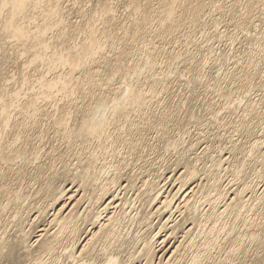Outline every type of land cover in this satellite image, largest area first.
Wrapping results in <instances>:
<instances>
[{
  "label": "bare ground",
  "instance_id": "obj_1",
  "mask_svg": "<svg viewBox=\"0 0 264 264\" xmlns=\"http://www.w3.org/2000/svg\"><path fill=\"white\" fill-rule=\"evenodd\" d=\"M60 1L7 0L8 4L15 6L0 8L5 33L1 36H5L6 43H20L23 47L22 54L18 55L21 58L26 55L24 69L28 68V63L35 68L30 75L23 73L26 76L19 87L14 86L0 96V264H248L253 248L257 249L255 253L258 255L255 256L261 255L259 257L264 259V223L256 224L255 227L262 229L256 228L253 232L245 227L241 231L237 229L238 223L248 226L254 222L245 214L251 210L249 207H253V200L264 205V186L259 182L251 185L254 179L249 183L241 181L251 169L253 159L264 166V133L259 134L264 129V30L261 31L264 28V0H159L158 4L155 2L158 7L153 0H140V4L138 0H127L129 6L123 0H106L102 10L97 2L100 8H96L101 10L98 17L94 15L93 18L90 10L89 16L93 19L87 20L89 32L85 27L79 29L80 17L74 22L65 17L64 5ZM3 2L0 0V4ZM123 2L126 11L136 2L139 5L136 4L135 11L130 12L137 15L136 19L132 17L135 32H129L133 33V40L127 33L129 30L124 29L121 31L127 34L122 37L123 42L136 43L141 37L145 40L133 50H129L126 42L122 48L116 49L114 57L123 54L126 63L122 64L123 57L124 60L120 58L118 62L116 58V64L111 63L115 70L108 65L113 70L108 73L100 70L101 63L110 62L111 56L106 53V48L109 51L116 45L108 42L112 32L105 29L110 20L117 23L121 19L122 22L120 15L119 19L115 13ZM154 6L157 10H153ZM37 12L45 14L46 19L43 17L42 22H37L41 17L40 14L36 16ZM208 13L209 28L204 26L208 23L203 20ZM216 13L221 19L228 14L231 17L229 22L244 34V43L247 42L244 50L236 52L233 57L230 54L234 59L232 63L225 60L222 50L214 47L216 39L230 32L219 31ZM214 18L217 25L212 24ZM148 20L158 21L160 30L148 26ZM186 24L191 28L188 36L191 40L187 39L193 43L194 53L191 51L188 57L189 52L184 56L185 51H178L176 60L172 57L175 63L182 62L188 71L184 99L197 97V88L205 86L201 88L205 93L212 92L215 101L206 108L209 109L206 116L211 114L208 118L197 114V107L188 111L185 129L181 122L186 117H182L179 110L182 106L178 109L177 105L179 112H153L156 113L155 122V117H150L152 114L148 117L145 113L157 102L156 84L160 83L165 90L173 74L154 80L150 84L156 85L153 92L151 89H136L132 82L140 72L136 73L133 70L136 63L133 62L135 65L132 66L130 62L137 58L136 62L149 67L158 63L155 56L158 49H155L153 38L161 37L165 32L169 35ZM56 25L54 33L52 29ZM195 28L202 29V35L206 34L207 38L202 36L205 40L202 37L200 40L199 35L196 37L193 34ZM191 33L195 39L191 38ZM84 34L89 40L86 41ZM200 53L204 57H198ZM212 60L221 62L219 67L216 62L219 72L216 75L206 73ZM98 64H101L99 69ZM66 66L69 67L67 72L64 71ZM108 66L107 71L110 70ZM119 67H123L126 74L131 73L132 78L128 75L131 79L125 76L127 80H123L118 78L119 75L114 78ZM61 68L64 72L58 71ZM77 69L81 72L80 78L73 75ZM257 75L261 82L255 83L253 80ZM14 77L6 81H16ZM78 82L85 94L96 90L95 87L100 91L94 92L92 97L89 95L91 99L87 101H79L74 96ZM28 84H34L29 96L22 90ZM36 86L39 89L36 90ZM255 90L261 91L257 98ZM23 94L28 97L20 102ZM213 104H219V107ZM194 123L207 129L212 125L227 139L217 141L218 133H213L219 143L217 154L210 155L209 145L201 150L202 156L195 153L194 148L200 140L192 148L181 142L187 132L192 131L190 127ZM153 125L156 138L162 137L164 146L160 147L157 142L148 148L161 158V164L156 168L149 165L151 169H147L148 163L140 164L136 169L135 163L141 161L143 155L135 150L139 144H145L140 130L150 126L153 130ZM179 125L184 130H175L177 135H171L175 132L173 127ZM49 128L56 140L71 144L67 145L69 150L65 149L55 158L62 164L60 169L54 170L53 167L52 173L49 169L55 161L52 159L54 154H51L56 147L46 148ZM150 128L146 132L151 131ZM228 149L229 155L224 152ZM58 150L56 153H60ZM44 155H51V158L47 157L48 161L44 162L41 160ZM136 155L137 160L133 159ZM9 156H12L11 161L5 160ZM254 173L257 177L262 171L254 166ZM228 174L233 183L230 180L225 182ZM240 182L243 185L239 186ZM230 214L245 217L231 219ZM136 225L138 229L135 231Z\"/></svg>",
  "mask_w": 264,
  "mask_h": 264
},
{
  "label": "rangeland",
  "instance_id": "obj_2",
  "mask_svg": "<svg viewBox=\"0 0 264 264\" xmlns=\"http://www.w3.org/2000/svg\"><path fill=\"white\" fill-rule=\"evenodd\" d=\"M49 1H51V0H49ZM63 1V0H62ZM62 1H60L61 3H63V12H64V14H65V17H67L71 22H74V21H77L78 19H82V17H83V19L81 20H78V21H81V25H79L80 27H79V29H81V27H85V29L86 30H88V28H86V26H87V24H88V26L87 27H89V23H87L90 19L92 20L93 18H94V15H96L97 17L100 15L99 13H100V11L102 10V5H106V0L104 1V0H70L71 1V3L69 2V0H64L63 2ZM79 1V2H78ZM109 1H111V0H109ZM108 0H107V2H109ZM122 1V0H121ZM123 1H126L127 2V0H123ZM139 1V3L138 4H140V0H138ZM154 2H153V4L155 3V2H157V4L159 3V0H153ZM97 2L101 5V10H97V8L99 7L100 8V5H98L97 4ZM102 2V3H101ZM48 3V2H47ZM95 3V4H94ZM73 4H75V5H73ZM96 4H97V6H96ZM123 4H125V5H123ZM127 4H128V2H127ZM136 4H137V2H136ZM135 4V5H136ZM136 5V6H139V5ZM157 4L155 3L154 5L156 6V7H158L157 6ZM230 4V3H229ZM71 5V6H70ZM84 5V6H83ZM122 5V6H121ZM121 5H119L118 7H119V9L117 8V12L115 13L116 15H117V17L119 18V16L118 15H120V17L122 18V22L119 20V22L117 21V23L116 22H112L113 20H110L111 22H109L110 24L111 23H113V24H111V25H109V23H107L108 25H106V31H108V32H110V30H111V34L112 35H110L109 33V38H108V42H111L115 47H111L112 48V50L111 49H109V51H108V49L106 48V53H108V54H110V62H109V60H108V62L110 63V64H108V62L107 61H103L101 64H103L102 65V67L100 68V66H101V64H98V69L100 68V70L101 71H105V72H110V71H113L112 70V68L115 70V66L113 65V64H111V63H114V64H116V62H118V59L119 60H121L120 58H122V60H124V62L122 63L123 65L126 63V58L124 57V55L123 54H119L118 56H115L114 57V53L116 52V49L118 50V49H120V48H122L123 46H124V43L126 42H123L124 41V38H123V40H122V37H124L125 36V34H127V33H129L130 32V30H131V32H135L134 30H132L133 29V27L135 28V22H134V24H133V21H132V17H135L134 19H136V14L135 13H133V14H131L130 12H131V10H133V11H135V9L137 8L135 5H134V7H128V9L127 10H129V11H126V9L125 8H127V6H126V3L125 2H123ZM122 8H121V7ZM124 6V7H123ZM128 6H129V4H128ZM154 6V9L153 10H157L156 9V7ZM78 7H80V8H78ZM85 9V10H83V8ZM96 9H95V8ZM136 7V8H135ZM141 7V6H140ZM205 7V6H204ZM135 8V9H134ZM139 8V7H138ZM71 9H73V10H71ZM87 9H89L88 11H86ZM95 9V10H94ZM121 9V10H120ZM204 9V8H203ZM207 9V8H206ZM205 9V11H207ZM93 12V14H92V17H91V15L89 16V13L91 14V11ZM125 10V11H124ZM220 10V9H219ZM81 11V12H80ZM85 11V12H84ZM97 11V12H96ZM99 11V12H98ZM121 11V12H120ZM82 12H84V13H82ZM126 12H128V13H126ZM43 13H45V12H43ZM88 13V14H87ZM120 13V14H119ZM137 13V12H136ZM152 13V12H151ZM39 16H41L40 18H39V20L37 21V22H39V21H41L42 22V20H44V18L46 19V17H44V15L45 14H42L41 12L40 13H36V16L37 17H39ZM43 16H42V15ZM79 14H81V16L79 15ZM83 14H85V16L83 15ZM86 14L88 15V18L86 17ZM127 14H128V16H127ZM134 14H135V16H134ZM165 14V13H164ZM163 14V15H164ZM127 17H126V16ZM132 15V16H131ZM208 15H209V13L207 14V15H205V17H204V21H207V22H205L206 24H207V26L206 25H204L205 27H207V28H209V26L208 25H211V21H209V17H208ZM216 15L219 17V15L220 14H217L216 13ZM2 16V18H0V29L2 30V24L4 23V20H3V18H4V16H3V14H1L0 13V17ZM125 16V17H124ZM44 17V18H43ZM77 17V18H76ZM80 17V18H79ZM86 19H85V18ZM91 17V18H90ZM100 17H102V16H100ZM129 17H130V19H129ZM208 17V18H207ZM41 18H42V20H41ZM126 18H128L127 20H125ZM224 18V19H223ZM231 17L227 14L225 17H222V19H221V16L219 17V20H218V25H219V31H224V30H226L227 31V33H228V35L227 36H225V37H220L219 39H216L217 40V42L215 43V48H219V50H222L223 52H224V55H225V60L227 61V62H231L232 63V61L234 60V59H232V57H233V55L236 53V52H241V50L243 49H245V47L244 46H246V44H247V42H246V40H245V43H244V38H243V33H240L239 32V30L237 29V28H234V26H232V24L229 22ZM77 19V20H76ZM85 19V20H84ZM133 19V20H134ZM215 19V20H214ZM214 19H212L213 20V22H212V24L214 23V24H216L217 22V20H216V18H214ZM218 19V18H217ZM227 19V20H226ZM27 20V19H26ZM88 20V21H87ZM47 21H48V19H47ZM82 21H85V22H82ZM115 21V20H114ZM127 21H129V24L131 23V21H132V24H130V25H127L128 24V22ZM135 21V20H134ZM209 21V22H208ZM222 21V22H221ZM223 21H224V23H223ZM40 22V23H41ZM121 22V23H120ZM123 22H127V23H125V24H123ZM151 21H149L148 20V26H151V28H153V30H160L159 28H160V24H158V21H152L151 23H150ZM226 22V23H225ZM120 24V26H119V24ZM157 23V24H156ZM82 24H84V26L82 25ZM115 24V25H114ZM122 24V25H121ZM258 24V23H257ZM128 26L127 27V29L125 28V26ZM132 25H134V26H132ZM152 25H154L153 27H152ZM157 25V26H156ZM217 25V24H216ZM259 25H260V22H259ZM262 25V24H261ZM108 26V27H107ZM109 26H110V29H109ZM114 27L115 29H116V31H115V33H114V28L112 29L111 27ZM116 26V27H115ZM124 27V28H122V27ZM130 26H132L131 28H129ZM159 26V27H158ZM186 26V27H185ZM181 25V27H182V29L180 28H176V31L174 32H170L171 34H169L168 35V33H167V35H165L166 34V32L164 33V35L163 34H161V37L159 36L158 38H153V43L155 44V49L157 50V52L160 50V52L159 53H157L156 51V53H155V56H156V58L158 59L157 61H158V63H155V64H153L152 66L150 65V67H149V65L147 66H144V65H141V63H139V61H137L136 62V60H137V58H134L130 63H132V66L133 65H135V63H136V65H135V67L137 68V66H138V68H139V70L138 69H136L134 66H133V70L136 72H142V74H137L138 75V77L136 76V78L135 79H137V80H133V84H134V87L137 89H143V90H148L149 91V89H151V91L153 92V90H154V87L156 86V87H158L157 89H156V98H155V101H157L156 103L154 102V104L150 107V108H152V109H147L146 110V114L148 115H150V114H152V116H150V117H153L154 115H156V113H163L164 112V110L165 111H175V112H179V110H180V115H182V117H186V118H184L185 120H183L184 122H181L182 124V127H183V125H184V123L186 124L188 121V118H187V116H188V111H191V110H193V108L195 109L196 107L198 108H196L197 109V114H199V115H201V116H205V117H207L208 118V116H211V114H209L208 116H206L207 115V113H208V110L209 109H206V108H210V104H212L213 103V101H215V97H213L214 95H213V93L212 92H208V93H205V89H202L201 87H203V88H205V86H200L199 88H197V90H196V94H197V97L195 96V97H192V98H194V99H192L191 97H189V98H187V99H184V98H186V95H185V93H186V85H187V77H188V73H186V72H188L186 69H185V67H184V64L181 62V64L178 62H176L175 63V61H173L172 59L173 58H177L178 57V55H175L178 51H185L186 53H182L184 56L186 55L187 56V53H188V57H190V55H191V51H192V54L194 53L193 51L195 50L194 49V45H193V43H189L188 42V36H190V33H189V31H191V28L189 27V25L188 24H186V25ZM227 26V27H226ZM56 27H57V25L56 26H54L53 27V29H52V31L55 33V31H54V29H56ZM117 27H119V28H117ZM197 27V26H196ZM204 27V28H205ZM264 27V25H262V28ZM36 28V27H35ZM199 28H201V27H199ZM206 28V29H207ZM230 28V29H229ZM119 29V30H118ZM125 29V31L127 32V30H129L127 33H125V31L124 32H122L121 30H124ZM186 29H188V30H186ZM197 28H195V30H196ZM205 29V30H206ZM229 29V30H228ZM0 30V40H2L1 39V37L5 34L4 32H3V30L1 31ZM73 30V29H72ZM82 30H83V28H82ZM113 30V31H112ZM117 30L119 31V36L116 34L117 33ZM185 30V31H184ZM200 30H202V29H197L196 31H195V33H193V34H195L196 35V37L198 36V38L201 40V38L200 37H204L205 39L207 38L206 37V34H205V31H203V34H205V36L204 35H202V31H199ZM263 30H264V28L263 29H261V31L263 32ZM48 31H50V30H48ZM187 31V32H186ZM88 32H89V30H88ZM86 33V34H88V36L90 35L89 33ZM122 32V33H121ZM130 32V33H131ZM121 33V34H120ZM129 33V36L131 37V35H133V33L132 34H130ZM201 33V34H200ZM1 34H3L2 36H1ZM83 33L81 32V35H82ZM173 34V35H172ZM188 34V35H187ZM192 34V33H191ZM192 34V36H191V38H193V39H195L193 36H195V35H193ZM241 34V35H240ZM243 34V35H242ZM121 35V36H120ZM240 35V36H239ZM84 36V38L86 39V41L87 40H89V37L88 36H85V34L83 35ZM4 37V38H3ZM2 38H3V40L2 41H4V39H5V36H3ZM120 38V39H118V38ZM164 37V38H163ZM202 37V39H204ZM107 38H106V40H107ZM170 38V39H169ZM188 38V39H187ZM212 38V37H211ZM224 38V39H223ZM234 38V39H233ZM235 38H236V40H235ZM131 40H133L132 39V37L130 38ZM140 39H141V41H140ZM155 39V40H154ZM162 39V40H161ZM164 39V40H163ZM185 39H187L186 41H187V43H186V41H185ZM204 39V40H205ZM221 39V40H220ZM229 39V40H228ZM119 40V41H118ZM145 40V38H139L138 40H136V43L133 41L132 43H130V42H126V43H128V45L126 44V46L129 48V50H133V47L135 48L136 46H138V45H140V44H142L143 43V41ZM189 40H191V39H189ZM2 41H0V44L2 43ZM116 41V42H115ZM123 42V44H121L122 42ZM138 41H140V42H138ZM166 41H167V43H166ZM176 43V45L173 43ZM215 41V40H214ZM228 41V42H227ZM233 41H235L234 42V45H230V43H233ZM142 42V43H141ZM158 42V43H157ZM180 42V43H179ZM4 43H5V46H4ZM120 43V44H119ZM138 43V44H137ZM220 43V44H219ZM3 45H0V96L3 94V95H5L6 94V90H8V89H13V87L14 88H16L19 84L21 85V82L20 81H22V79H23V77H24V75L26 76V74H31V73H34V72H32V69L33 70H35V68H33V66L34 65H32V66H29L30 64L28 63L27 64V62H26V66H28V68L27 69H24L23 67L25 66V63L23 62V61H25L27 58H26V55H22V58H21V55H18V54H22V46L20 47V43H15L14 45L12 44L11 45V43L10 42H3L2 43ZM6 44H8V45H6ZM19 44V45H18ZM191 44V45H190ZM219 44V45H218ZM245 44V45H244ZM17 45V46H16ZM133 45V46H132ZM135 45V46H134ZM175 45V46H174ZM186 45V46H185ZM188 45V46H187ZM3 46V47H2ZM122 46V47H121ZM166 46V47H165ZM185 46V47H184ZM248 46V45H247ZM5 47V48H4ZM131 47V48H130ZM157 47H159V48H157ZM181 49H180V48ZM192 47V48H191ZM9 48V49H8ZM20 48V49H19ZM108 48H110V46H108ZM113 48H114V52H113V54H112V51H113ZM163 48H165L166 50H165V52H164V50H163ZM173 48V49H172ZM185 48V49H184ZM187 48V49H186ZM191 48V49H190ZM11 49V50H10ZM15 49V50H14ZM161 49H162V51H161ZM110 50H111V53H110ZM189 50V51H188ZM237 50V51H236ZM17 51H20L21 53H19V52H17ZM108 51V52H107ZM231 53H230V52ZM162 52H164V53H162ZM166 52H168V54H166ZM170 52V53H169ZM226 52V53H225ZM6 53V54H5ZM161 53H162V55H161ZM237 53V54H238ZM15 54V55H14ZM170 54V55H169ZM174 54V55H173ZM190 54V55H189ZM229 54V55H228ZM230 54H232V57H231V55ZM121 55V56H120ZM158 55V56H157ZM164 55V56H163ZM181 56V57H184V56ZM200 55H202V53H200V54H198L197 56L199 57ZM17 56H19V57H17ZM136 56V55H135ZM160 56V57H159ZM203 56V55H202ZM202 56L200 57V58H202ZM230 56V58H228V57ZM25 57V58H24ZM112 57L114 58V59H112ZM119 57V58H118ZM169 57V58H168ZM171 57V58H170ZM173 57V58H172ZM204 57V56H203ZM116 58H117V61H116ZM176 58H175V60H176ZM227 58L229 59V61L227 60ZM25 59V60H24ZM111 59H112V62H111ZM14 60V61H13ZM16 60V61H15ZM22 60V61H21ZM166 60V61H165ZM114 61H116V62H114ZM156 61V62H157ZM168 61V62H167ZM180 61V60H179ZM133 62H135V63H133ZM163 62V63H162ZM170 62H172V63H170ZM215 62V63H214ZM214 62H213V60L211 61V64L213 63V65H208L207 67H206V73H208V72H210V74L211 75H216V74H218L219 72H217L218 70H217V68L219 67V64L221 63L220 61H215L214 60ZM218 64H217V63ZM24 63V64H23ZM174 63V64H173ZM5 64V65H4ZM104 64H106V66H104ZM175 64H176V66H175ZM214 64H215V66H214ZM216 64H217V66H216ZM18 65V66H17ZM111 65V67H109V66ZM155 65V66H154ZM103 66H104V68H103ZM108 66V69H110V70H108L107 71V67ZM143 66V67H142ZM168 66V67H167ZM212 66H213V68H212ZM2 67V68H1ZM4 67V68H3ZM31 67V68H30ZM145 67H147L148 69H146ZM178 67V69H176ZM217 67V68H216ZM96 68V67H95ZM105 68H106V70H105ZM120 68V67H119ZM123 68V67H122ZM122 68H120V70L122 69ZM141 68H143L142 70H141ZM166 68V69H165ZM3 69V70H2ZM39 69H41V68H39ZM63 68H61V69H58V71H62V72H64V71H68V69H69V67H64V71L62 70ZM117 69V68H116ZM144 69H146V70H144ZM30 72H29V71ZM119 69H118V73H120V74H116V76L114 77V78H117L118 77V75H119V77L118 78H121V79H123V80H127V78L126 77H128V76H130L131 77V73H128V74H126V72L123 70L122 72L120 71ZM169 70V71H168ZM179 71V72H177V71ZM186 70V71H185ZM213 70V71H212ZM54 71H57V69L56 70H54ZM156 71V72H155ZM11 72V73H10ZM125 72V73H124ZM136 72V73H137ZM20 73V74H19ZM23 73H26V74H23ZM123 73V74H122ZM163 73V74H162ZM169 73H171V74H173L172 75V80L169 78L168 80V82H167V84H166V86L168 87V88H165V90H162V85L160 84V83H158V84H160V85H158V84H156L155 86H150V84L154 81V80H160V79H162L163 78V76L164 75H169ZM177 73H178V75H179V77H178V75H177ZM181 73V74H180ZM182 73H183V76H181L182 75ZM77 74V75H76ZM81 74V72H79L78 71V69H77V72H73V75H74V77H75V75L76 76H79V78H80V75ZM153 74V75H152ZM174 74H176V75H174ZM185 74H187V76L185 75ZM17 75V76H16ZM122 75H124V77L122 76ZM128 75V76H127ZM16 79V84H15V82L14 81H6V80H10L11 78H13V77ZM107 76V75H106ZM126 76V77H125ZM160 76H162L161 78H160ZM176 76V77H175ZM258 76V75H257ZM256 76V77H257ZM17 77V78H16ZM22 77V78H21ZM158 77V78H157ZM174 77V78H173ZM255 77V80H253V81H255V83H258V82H261V80H260V76H258L257 78ZM132 78V77H131ZM131 78H129L128 77V79H131ZM259 79V80H258ZM119 79H117L116 81H118ZM258 80V81H257ZM2 81V82H1ZM18 81V82H17ZM137 83H136V82ZM3 83V84H2ZM80 82H78V83H76L75 85L77 86H75V90L77 91L75 94H74V96L76 95L77 97H76V99L77 100H79V101H87L88 100V98L89 99H91V97H92V95H93V93L94 92H99L100 90L99 89H97L96 87H95V89L96 90H94V89H92L91 90V92H92V94H90V93H86L85 94V92H84V90H83V87H81V83L79 84ZM12 84V85H11ZM34 84H31V86H30V84H28V85H26V86H23V91H24V94L26 93V95H28L29 94V91L30 92H32V88L34 87L33 86ZM136 85V86H135ZM30 86V88H28ZM146 86V87H145ZM19 87V86H18ZM78 87H80V88H78ZM151 87H153V88H151ZM79 90H77V89ZM4 91H3V90ZM36 90L37 89H39V86H36V88H35ZM34 89V90H35ZM82 89V90H81ZM161 89V90H160ZM167 89V90H166ZM200 89V90H199ZM258 89V87L256 88V90ZM158 90V91H157ZM160 90V91H159ZM255 90V94H256V98L257 97H259V94L261 93V91H256ZM158 92H160V93H158ZM127 93V92H126ZM181 93V94H180ZM23 94V95H24ZM195 94V95H196ZM22 95V97H21V99H20V102H23L24 100V98L25 97H28V96H23ZM89 95L91 96V97H89ZM184 95V96H183ZM160 96V97H159ZM180 96H181V98H180ZM79 97V98H78ZM202 97V98H201ZM190 101H189V100ZM251 99V98H250ZM185 100V101H184ZM193 101V102H192ZM184 104H183V103ZM188 102V103H187ZM191 102V103H190ZM210 103V104H209ZM180 104V105H179ZM190 104V105H189ZM177 105H178V109H179V106H182L179 110L178 109H176L177 108ZM194 105V106H193ZM198 105V106H197ZM219 105V104H218ZM216 106L215 104H213V106H215V107H219V106ZM207 106V107H206ZM209 106V107H208ZM187 108H188V110H187ZM182 109V110H181ZM202 109V110H201ZM148 111H149V113H148ZM150 111H152V112H150ZM186 111V112H185ZM207 111V112H206ZM153 112H156V113H153ZM184 114V115H183ZM187 116H186V115ZM149 115H148V117H149ZM155 118H153V121L155 122V121H157L156 119V116H154ZM205 117H203V118H205ZM173 123V122H172ZM157 124V123H156ZM155 124V125H156ZM197 123H194V126L193 127H190V129H192V131L190 132V133H188L187 132V134H186V136L184 137V140L182 139V141L181 142H183L184 141V143L183 144H185V145H188V144H190V148H192L191 146H193L195 143H197V141H199L200 140V142L195 146L196 148H194L195 150V153L197 152V154H199L200 156H202L203 155V153H201L204 149H206L207 148V146L209 147L208 149H210L209 150V152L211 153L210 155H215V154H217V149H219L218 147L219 146H217V145H219V143L217 142L218 140H222V138H223V136H222V133H221V131L219 132V130L218 129H215L214 128V126L212 127V125H209V127H208V129H207V127H205L204 125H200L199 126V124L197 125V126H195ZM155 125H153V130H152V128H150V127H152V126H150V127H144L143 128V130H140V131H142V134H144L143 135V139H144V142H143V144L144 145H142V144H139L138 146H139V148H137L135 151L136 152H138L139 153V155H143V158H141V161H136V163H135V160H133L134 162H133V164L135 165V168L137 169V167H138V165H140V164H145L146 165V163H148L146 166H147V169H151V167H153V168H156L158 165H160L161 164V162H160V160H161V158L159 159V157H157V154H155V153H152V151L150 152V150H149V146H150V144H156L157 142H158V144L157 145H160V147H163L164 145H163V138L162 137H160V138H156V136H157V133H156V131H155ZM181 125H179V127H177L176 126V128L175 127H173L174 128V130H173V132L175 131V130H180L182 127H180ZM185 126V129H186V125H184ZM149 128H150V130L151 131H147L146 132V129L147 130H149ZM214 128V129H213ZM142 129V128H141ZM182 130H184V128H182ZM144 131V132H143ZM177 131V132H178ZM217 131V132H216ZM177 132L175 131L174 133H176V134H174V133H171V135H173V136H176L177 135ZM216 132V133H215ZM145 133H147V134H145ZM150 133V134H149ZM216 135L217 133V135H216V140H215V137H214V134ZM261 133H264V129H261L260 130V133L259 134H261ZM205 134V135H204ZM221 134V135H220ZM150 135V136H149ZM156 135V136H155ZM204 135V136H203ZM147 136V137H146ZM149 136V137H148ZM219 136H221V139H220V137ZM139 137V135L136 137V138H138ZM199 137V138H198ZM205 137V138H204ZM207 137H209L208 138V140H207ZM210 137H212V138H210ZM141 138V139H142ZM194 138V139H193ZM58 139V138H57ZM140 139V140H141ZM142 139V140H143ZM150 139V140H149ZM157 139V140H156ZM202 139V140H201ZM212 139V140H211ZM224 140H223V142L224 141H227V139H225V138H223ZM156 140V141H155ZM59 139L58 140H56V136H55V134H53V132H52V130L49 128L48 129V133H47V136H46V139H45V144L46 143H49V144H46V148H49V147H51L52 145H54L53 147H54V149H55V147H56V151L54 150V151H52V154L51 155H53L52 156V159H53V161H55V165L54 164H52V165H54V166H52L50 169H49V172L52 170L53 171V167H54V170H56L57 168L58 169H60L61 168V164L62 163H59L60 161H58V160H56L55 158H57V157H59V154H61V153H63V151L65 152V149L66 150H69L70 148H69V146L71 145L69 142H66V140L64 141V140H60L59 142ZM64 141V142H63ZM209 141V142H208ZM155 142V143H154ZM217 142V143H216ZM162 144V145H161ZM67 145H69L68 147H67ZM142 145V146H141ZM141 146V147H140ZM211 146V147H210ZM146 147V148H145ZM206 147V148H205ZM60 149V150H58L60 153H56L57 152V149ZM69 148V149H68ZM147 149V150H146ZM203 149V150H202ZM227 149V148H226ZM202 150V151H201ZM193 150H191L190 152L191 153H193L194 152ZM229 152V149L228 150H225L224 152ZM135 152V153H136ZM149 152V153H148ZM200 152V153H199ZM226 153V154H228L229 155V153ZM194 153V154H195ZM44 154V153H43ZM58 154V155H57ZM137 154V153H136ZM144 154H145V156H144ZM149 154H151L150 156H149ZM194 154H192L191 156H194ZM51 155L50 156H47V157H50L51 158ZM56 155V156H55ZM153 155V156H152ZM155 155V156H154ZM168 155V154H167ZM45 157L44 158H42L41 160H43L44 162L45 161H48V159H47V157H46V155H44ZM136 157H137V155L136 156H134L133 157V159L135 158L136 159ZM168 157H169V155H168ZM170 157H171V155H170ZM175 157V156H174ZM205 157V156H204ZM11 158H12V156H9V157H5V160H7V161H11ZM142 159L144 160H147V161H142ZM207 160H208V158H206ZM137 160V159H136ZM153 160H154V162H153ZM159 162V163H158ZM138 163V164H137ZM132 164V165H133ZM154 164V165H153ZM157 164V165H156ZM134 165H133V167H134ZM149 165H151V167L149 166ZM254 166H256V169H258V170H260V171H262V174H260L261 175V177H260V175H258L257 177L254 175L255 173H254ZM149 167V168H148ZM134 168V169H135ZM250 168L251 169H249L248 171V174L245 176V178H243V180H241V181H245V182H248L249 183V181H251L250 179H254L253 180V182H252V184L251 185H254V183H258L259 185H261V186H264V166H262V165H259V164H257V162L255 161V159H253L252 160V163L250 164ZM252 169H253V172H252ZM52 171H51V173H52ZM251 171V172H250ZM49 172H47V174L49 173ZM251 173V174H250ZM229 175V174H228ZM248 175H251V176H248ZM253 175V176H252ZM254 177V178H253ZM225 178H226V176H225ZM231 179H232V177H231V175H229V177H227L226 179H225V182L226 183H229V180H230V183H233V181H231ZM255 179H256V181H255ZM255 181V182H254ZM226 183H224V184H226ZM243 182H240V184H239V186H241V185H243L242 184ZM233 187L234 188H236L237 186L236 185H233ZM249 194H251L250 192H249ZM254 202L252 203V202H250V203H252L253 205V207H249L251 210H247V213L245 212V214L247 215H249L250 217L249 218H251L252 217V221L254 220V222L253 223H251L250 225H248L247 226V224L246 225H243L242 224V222H241V224L240 223H238L237 224V229L238 230H244V227L245 228H247V230H249V232H253L254 231V229H256V228H261V227H255V225L256 224H258V225H260V223L262 222V223H264V205H259L257 202H258V200L257 199H255V200H253ZM257 201V202H256ZM249 203V204H250ZM258 204V205H257ZM248 207V206H247ZM254 208V209H253ZM245 211V210H244ZM229 217L231 218V219H237V220H241V218H244L245 217V215H241V216H238L237 214H230L229 215ZM254 218V219H253ZM257 220V221H256ZM251 221V222H252ZM261 221V222H260ZM255 223V224H254ZM240 227V228H239ZM138 229V225H136V227H135V231ZM262 229V228H261ZM255 252H257V249H255V248H253L252 249V251L250 252V254H249V256L250 257H248V264H256V262H257V264H264V259L263 258H260L259 256H261V255H259V256H257L258 255V253H255ZM255 254H257L256 256H255ZM256 258V259H255ZM258 261H260V262H258Z\"/></svg>",
  "mask_w": 264,
  "mask_h": 264
},
{
  "label": "snow or ice",
  "instance_id": "obj_3",
  "mask_svg": "<svg viewBox=\"0 0 264 264\" xmlns=\"http://www.w3.org/2000/svg\"><path fill=\"white\" fill-rule=\"evenodd\" d=\"M15 5H10L7 3V0H4L2 4H0V8H8V7H14Z\"/></svg>",
  "mask_w": 264,
  "mask_h": 264
}]
</instances>
